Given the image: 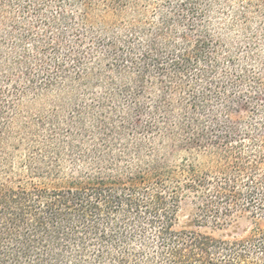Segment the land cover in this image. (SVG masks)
I'll list each match as a JSON object with an SVG mask.
<instances>
[{"label":"trees","instance_id":"trees-1","mask_svg":"<svg viewBox=\"0 0 264 264\" xmlns=\"http://www.w3.org/2000/svg\"><path fill=\"white\" fill-rule=\"evenodd\" d=\"M0 264H264V0H0Z\"/></svg>","mask_w":264,"mask_h":264},{"label":"rangeland","instance_id":"rangeland-1","mask_svg":"<svg viewBox=\"0 0 264 264\" xmlns=\"http://www.w3.org/2000/svg\"><path fill=\"white\" fill-rule=\"evenodd\" d=\"M243 115L242 111H233L228 114L230 120H237ZM247 226L246 222H242V227Z\"/></svg>","mask_w":264,"mask_h":264}]
</instances>
